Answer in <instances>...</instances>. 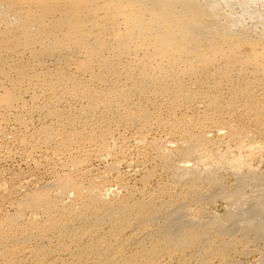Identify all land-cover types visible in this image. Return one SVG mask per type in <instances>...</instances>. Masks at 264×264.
I'll list each match as a JSON object with an SVG mask.
<instances>
[{
	"label": "rangeland",
	"instance_id": "obj_1",
	"mask_svg": "<svg viewBox=\"0 0 264 264\" xmlns=\"http://www.w3.org/2000/svg\"><path fill=\"white\" fill-rule=\"evenodd\" d=\"M162 1L0 0V264H264V0Z\"/></svg>",
	"mask_w": 264,
	"mask_h": 264
},
{
	"label": "bare ground",
	"instance_id": "obj_2",
	"mask_svg": "<svg viewBox=\"0 0 264 264\" xmlns=\"http://www.w3.org/2000/svg\"><path fill=\"white\" fill-rule=\"evenodd\" d=\"M207 1V0H206ZM210 1V2H209ZM208 2L209 3H214L213 1L214 0H209ZM216 1V0H215ZM238 1L239 0H222V3H224V4H222L225 8H226V6H228V8H229V6L230 7H235V2H237L238 3ZM242 1V0H241ZM251 0H248V4H250L251 2L253 3L252 5H254V4H256V2H258V0H256V2L254 3L253 2V0L250 2ZM260 1V0H259ZM262 1V0H261ZM260 1V2H261ZM200 2H201V0H200ZM199 1L198 2H196V0L193 2L192 0H171V1H169V3L168 4H170V5H173V6H179L182 10L184 9V11L185 12H187V13H189L190 14V16H193V17H197L198 19H201V18H204V17H206V18H208L210 21L212 20V18L211 17H216L217 16V14L216 13H218L219 11V4H220V2L218 3V4H216V6L218 5V9H217V11L215 10V7H213V5L211 6V4L209 5V4H203L204 3V0H203V3L201 4ZM240 2V1H239ZM244 2V1H243ZM247 2V1H246ZM263 2V1H262ZM198 3V4H197ZM200 3V4H199ZM241 3V2H240ZM245 3V2H244ZM244 3H242L243 5H245ZM155 4H157L158 6H160V7H163L164 6V3H163V1L162 0H155ZM233 5V6H232ZM238 5H240V4H238ZM238 5H236V7L238 6ZM252 5H250L251 7H252ZM241 6V5H240ZM246 7L248 6L247 5V3H246V5H245ZM245 6H242V9L240 10V12L242 11V10H244L243 9V7H245ZM263 6V5H262ZM261 6V9H263V7ZM239 7V6H238ZM237 7V8H238ZM255 6H253V8H254ZM227 8V9H228ZM241 7H239V9H240ZM238 9V10H239ZM261 9H259L260 11H261ZM220 10H222L221 8H220ZM234 10V9H233ZM233 10H231V11H233ZM247 10H250L249 9V7H247ZM247 10L245 11V13L247 12ZM252 10V9H251ZM254 10H256L255 8H254ZM258 10V11H259ZM228 11V10H227ZM257 11V12H258ZM237 12V11H236ZM243 12V11H242ZM256 12V13H257ZM221 13V12H220ZM233 13V12H232ZM245 13H242V14H245ZM249 12H247V14H248ZM256 13H254V14H256ZM260 13V12H259ZM262 13V12H261ZM261 13L259 14V16L261 15ZM224 14V13H223ZM247 14H245V15H247ZM252 14V12L250 11V14H248L249 16ZM166 15V13H161V14H158L157 15V17H162V16H165ZM228 17L230 16V14L228 15V13L226 14ZM248 15H247V17H248ZM258 15V14H257ZM257 15H255L254 17H256ZM263 15H264V13H263ZM234 16V15H233ZM232 16V17H233ZM243 16V15H242ZM252 17H253V15H252ZM253 17V18H254ZM262 19H264V18H262ZM262 19H261V21H262ZM256 20V19H255ZM260 20V19H259ZM253 21V20H252ZM259 22V21H258ZM254 23V22H253ZM263 24V23H262ZM230 26V25H229ZM226 29V28H225ZM226 30H228V26H227V29ZM169 39L167 38V37H165V36H163L162 35V37H160V38H158V43H159V46H158V48L159 47H163V45H167L168 43H169ZM229 166H230V168H231V170L237 175V178H238V180H240V186L236 189V190H234L231 194H229V195H227L226 196V198L228 199H233V200H235L237 203H240V202H242V197H241V190L244 188V187H246V186H251V185H253L254 184V177H253V173L251 172V171H249V170H247V169H244L243 168V165H242V163H241V161L240 160H235L234 162H230L229 163ZM180 168L182 169V173L184 174V175H186V176H188L189 175V177H194V178H196L197 176H198V171L195 169L194 170V168H196V165H195V167L193 166V165H181L180 166ZM180 169V170H181ZM201 175V174H200ZM193 178V179H194ZM257 181H258V183L259 184H262L261 186H262V188H264V176H262V177H260V178H258L257 179ZM264 191V190H263ZM256 208L258 209V210H260L262 213H264V202H257V204H256ZM261 228L262 229H264V222L262 223V225H261ZM107 250H108V248H106L105 249V251L103 252L104 253V256H103V258L101 259V258H99V260L98 261H96L95 263H93V264H122L123 262L122 261H124L125 259L124 258H120L119 260H114V259H109L108 257H107V255H106V252H107ZM122 262V263H121Z\"/></svg>",
	"mask_w": 264,
	"mask_h": 264
}]
</instances>
